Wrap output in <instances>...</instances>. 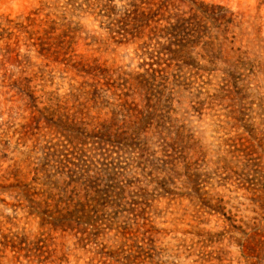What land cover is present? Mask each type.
I'll return each instance as SVG.
<instances>
[{"label":"rangeland","instance_id":"rangeland-1","mask_svg":"<svg viewBox=\"0 0 264 264\" xmlns=\"http://www.w3.org/2000/svg\"><path fill=\"white\" fill-rule=\"evenodd\" d=\"M0 264H264V0H0Z\"/></svg>","mask_w":264,"mask_h":264}]
</instances>
